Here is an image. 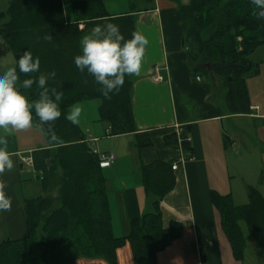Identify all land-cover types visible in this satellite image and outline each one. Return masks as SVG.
I'll list each match as a JSON object with an SVG mask.
<instances>
[{"label": "trees", "instance_id": "16d2710c", "mask_svg": "<svg viewBox=\"0 0 264 264\" xmlns=\"http://www.w3.org/2000/svg\"><path fill=\"white\" fill-rule=\"evenodd\" d=\"M74 5L71 19L65 16L63 0H9L7 9L1 13L6 19L0 21V35L7 51L16 60L30 49L39 57L41 72L55 69L56 78L49 85L62 91L63 97L58 119L41 124L33 115V122L43 130L47 141L46 147L31 153L33 167L41 174L46 194L26 200L28 234L0 243V264H75L80 258H104L113 263L116 249L126 241L132 246L136 264H157L159 249L180 230L175 221L168 228L163 227L160 207L176 183L172 168L175 160L142 163V180L152 196L153 209L132 221L128 236L115 237L100 159L80 126L64 119L74 103L97 99L100 119L109 124V134L137 131L131 75L125 76L119 91L104 96L92 77L77 71L72 62L79 52L80 37L95 24H117L128 38L136 30L134 14H110L103 0H83ZM178 11L192 71L208 78L217 77L226 90L228 110L248 113L247 79L259 70V64L250 55L264 45V19L253 14L251 0H189L178 2ZM208 63L211 70L206 66ZM29 75L34 78L37 74ZM22 91L33 100L39 94L35 84ZM49 128L60 143L49 141L46 134ZM165 143L175 146L176 136L165 137ZM181 144L189 157L190 142L185 137ZM150 145L148 136L139 138V150ZM248 196L247 203L236 205L231 195L211 193L233 255L240 260L246 247L241 222L264 251V192L250 186Z\"/></svg>", "mask_w": 264, "mask_h": 264}, {"label": "crops", "instance_id": "0c3cea01", "mask_svg": "<svg viewBox=\"0 0 264 264\" xmlns=\"http://www.w3.org/2000/svg\"><path fill=\"white\" fill-rule=\"evenodd\" d=\"M79 1L83 0H68V3L63 0L67 19L73 18L74 4ZM103 1L110 14L133 13L136 31L148 40L140 71L131 75L136 132L109 134V124L94 112L97 107L99 110L97 99L95 102L89 99L74 103L81 107L77 124L86 127L91 148L115 155V161L103 168L112 234L115 237L128 236L132 221L153 209L152 196L147 193L142 180V163L175 160L178 164L173 169L176 183L160 207L163 227L168 228L175 221L180 230L159 249L157 264H264V251L251 235L253 241L246 237L242 225L246 240L244 258L234 257L222 227L221 214L211 199V193L216 192L231 195L236 205L248 202V188L254 183L246 174L257 160L264 163V149L260 146L259 135L245 133L256 139L252 151L256 148L257 155L254 156L257 159L254 162L251 157H246L251 147L244 141L243 134L246 126L252 133L255 119L259 120L260 127L261 122L264 124V105L252 103L249 96L248 113H231L221 81L192 71L178 11V2L189 0ZM7 6L0 9V14ZM15 62L1 36L0 70L14 66ZM197 76L201 78L198 80ZM226 122H230L231 127ZM36 127L39 126L32 122L27 129H10L6 133L0 130V140L3 141L0 147L9 152L14 164L12 169L0 173V180L6 182L5 190L12 200L10 211L0 212V243L28 234L25 202L46 194L41 174L32 163L23 160L32 157V151L47 146L44 132L40 135ZM172 135L177 138L175 146L165 143V137ZM103 136L109 138L105 145L99 139ZM145 136L151 139L152 145L139 150L138 140ZM184 136L192 147L189 157L181 144ZM251 175L254 174L251 172ZM75 264L136 262L132 246L126 241L116 249L113 263L104 258H80Z\"/></svg>", "mask_w": 264, "mask_h": 264}, {"label": "clouds", "instance_id": "9594fccd", "mask_svg": "<svg viewBox=\"0 0 264 264\" xmlns=\"http://www.w3.org/2000/svg\"><path fill=\"white\" fill-rule=\"evenodd\" d=\"M253 14L264 19V0H251ZM50 39V37H45ZM79 52L72 62L79 72H86L93 82L100 86L104 96L119 91L125 82V76L137 74L145 54L148 40L139 31L133 30L125 38L119 25L105 22L95 24L79 39ZM36 73L33 78L29 74ZM26 78L21 79V76ZM56 70L40 71L39 57L26 49L16 59L15 65L0 70V130L6 133L10 129L22 130L32 126L33 115L41 124L58 119L61 116L59 103L62 91L49 85L56 78ZM35 84L39 90L36 99H30L22 90ZM81 107L73 104L64 119L75 125L79 122ZM50 142L60 143V139L50 128L47 130ZM0 143H3L0 140ZM14 166L9 152L0 147V173ZM6 182L0 180V212L10 211L11 197L6 192Z\"/></svg>", "mask_w": 264, "mask_h": 264}, {"label": "rangeland", "instance_id": "374dc122", "mask_svg": "<svg viewBox=\"0 0 264 264\" xmlns=\"http://www.w3.org/2000/svg\"><path fill=\"white\" fill-rule=\"evenodd\" d=\"M66 2L68 3V0H66ZM7 4H8V0H0V9H4L7 6ZM66 7H68V4ZM105 9H106V7H105ZM68 10H69V8H68ZM5 19H6V17H3L0 14V21H3ZM0 38H1V35H0ZM250 58L259 64V70L255 76H251L247 79V83H248L247 89L249 92V96H251V102L252 103L256 102V103L264 105V45H260L259 47H257V49L250 55ZM217 95H219V93ZM89 101L95 102V99H90ZM94 112L99 114L98 107H97V109H94ZM237 120H239V118H237L236 121ZM258 121H259L258 119H255L254 124L252 123V127H253L252 133L248 130V128L246 126V130H244L245 132L243 134V137L245 139L244 141H246L247 144L250 145V147H251V150H250L251 153H250V151L247 152L248 155L246 157H248L249 159L251 157V159L254 160V162H255V158L257 159V157L254 156L256 154V148L253 151H252V149L254 146H256L255 145L256 139H255V137L249 138V136L245 133H250V134H252V136L259 135L261 137L260 146L264 149V124L261 122V127H260V124ZM226 124L228 127H231L229 125L230 122H226ZM80 128L82 129V131L85 134L88 133V132H86L87 130H86L85 126L82 125V126H80ZM36 129L40 130L39 134L41 135V133L43 131H41V129L39 127H36ZM250 130H251V128H250ZM254 131L256 132V134ZM99 139H101V144H103V145H105L107 143V141H109V138H107V136L100 137ZM251 140H253V141L251 142ZM262 153L264 156V151ZM245 161H247V160H245ZM257 161H258V163H257ZM257 161H256V164H254L252 166V169H249L246 176H247V178L249 177L250 179H253L254 186H256L259 189H261L262 191H264V163L262 164L261 160H257ZM263 162H264V160H263ZM255 166H256V168H255ZM246 168L247 167L245 166V169ZM251 172L254 174L253 176L251 175ZM260 180L263 181L262 184L260 183ZM238 196H239V194H238ZM241 225L243 226V229L246 232V237L253 241V238L247 232V229L245 228L243 222H241Z\"/></svg>", "mask_w": 264, "mask_h": 264}, {"label": "built area", "instance_id": "2783aa9c", "mask_svg": "<svg viewBox=\"0 0 264 264\" xmlns=\"http://www.w3.org/2000/svg\"><path fill=\"white\" fill-rule=\"evenodd\" d=\"M200 78H201L200 76H197L198 80ZM254 108L256 109V108H258V106L254 107ZM92 150L99 157L100 165L103 168L107 167V166H110L115 161V155L112 152L105 153V152H99L96 149H92ZM23 160L28 162V163H32V158L31 157H24ZM177 166H178L177 162H173L172 168L176 169Z\"/></svg>", "mask_w": 264, "mask_h": 264}, {"label": "water", "instance_id": "95a60500", "mask_svg": "<svg viewBox=\"0 0 264 264\" xmlns=\"http://www.w3.org/2000/svg\"><path fill=\"white\" fill-rule=\"evenodd\" d=\"M206 66H207L208 70H211V69H210V64H209V63H208Z\"/></svg>", "mask_w": 264, "mask_h": 264}]
</instances>
